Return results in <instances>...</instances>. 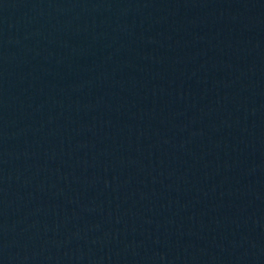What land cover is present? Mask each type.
Segmentation results:
<instances>
[{
  "label": "water",
  "instance_id": "water-1",
  "mask_svg": "<svg viewBox=\"0 0 264 264\" xmlns=\"http://www.w3.org/2000/svg\"><path fill=\"white\" fill-rule=\"evenodd\" d=\"M0 264H264V0H0Z\"/></svg>",
  "mask_w": 264,
  "mask_h": 264
}]
</instances>
